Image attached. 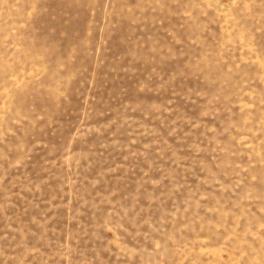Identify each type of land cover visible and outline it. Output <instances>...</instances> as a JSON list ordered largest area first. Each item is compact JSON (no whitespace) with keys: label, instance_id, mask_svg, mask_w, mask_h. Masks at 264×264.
Returning <instances> with one entry per match:
<instances>
[{"label":"rangeland","instance_id":"1","mask_svg":"<svg viewBox=\"0 0 264 264\" xmlns=\"http://www.w3.org/2000/svg\"><path fill=\"white\" fill-rule=\"evenodd\" d=\"M0 264H264V0H0Z\"/></svg>","mask_w":264,"mask_h":264}]
</instances>
